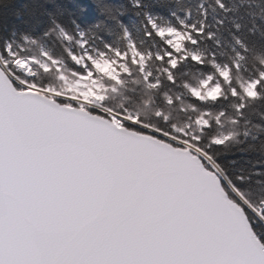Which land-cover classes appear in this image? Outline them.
<instances>
[{"label":"snow or ice","instance_id":"6c2138e0","mask_svg":"<svg viewBox=\"0 0 264 264\" xmlns=\"http://www.w3.org/2000/svg\"><path fill=\"white\" fill-rule=\"evenodd\" d=\"M0 264H264V0H0Z\"/></svg>","mask_w":264,"mask_h":264}]
</instances>
